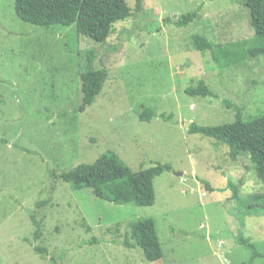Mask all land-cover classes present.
I'll list each match as a JSON object with an SVG mask.
<instances>
[{
	"label": "rangeland",
	"instance_id": "rangeland-1",
	"mask_svg": "<svg viewBox=\"0 0 264 264\" xmlns=\"http://www.w3.org/2000/svg\"><path fill=\"white\" fill-rule=\"evenodd\" d=\"M125 1L130 16L97 44L73 25L23 23L13 0H0V264H264V212L245 215L242 229L230 214L264 194L250 155L232 159L224 143L188 132L231 123L236 108L244 120L264 114V55L218 66L190 41L250 40L243 0ZM188 13L186 26L173 24ZM90 53L107 80L78 113ZM199 81L210 95L187 96ZM143 106L156 116L140 121ZM105 153L133 172L170 166L153 179L152 206L116 205L49 175ZM227 180L239 187L236 203ZM32 215L42 219L38 240ZM144 219L161 243L154 262L131 246V226Z\"/></svg>",
	"mask_w": 264,
	"mask_h": 264
},
{
	"label": "trees",
	"instance_id": "trees-1",
	"mask_svg": "<svg viewBox=\"0 0 264 264\" xmlns=\"http://www.w3.org/2000/svg\"><path fill=\"white\" fill-rule=\"evenodd\" d=\"M244 7L249 13V25L253 36L248 41L212 44L199 35L190 38L191 45L196 51H209L211 60L218 66H229L244 58H257L264 55V0H243ZM13 12L18 20L33 27L47 30L51 26H74L77 35L90 41L102 44L106 41L113 23L130 16L131 9L125 0H13ZM195 18V13L181 16L173 24L184 27ZM107 80L104 68L96 69L92 64L91 53L87 56L80 75L81 101L75 112H83L90 106L101 92ZM184 93L189 97H205L210 95L202 81L197 87H187ZM233 122L220 126H199L191 123L189 134H200L224 143L229 148L232 159L243 154H249L257 175L264 185V114L251 120H244L239 108L235 109ZM155 113L146 106L142 107L138 118L149 121ZM163 120L171 116L159 115ZM170 166L155 164L152 167L131 171L115 155L105 153L91 164H79L58 174L50 172L52 179H58L68 184L72 190L90 188L93 196L98 199L124 205L134 203L140 207L152 206L155 201L153 179ZM207 190H213L206 184ZM226 189L231 191L233 203L239 201V187L227 180ZM232 214L238 221L239 227H244V217L247 214L264 212V194H255ZM43 202H37L39 207ZM34 226L33 239L41 236L42 219L29 217ZM240 236V234L238 235ZM240 243L246 244L238 238ZM131 246L138 248L145 260L154 262L162 257L161 243L156 235L152 219L135 222L131 226ZM128 244V243H127ZM38 253L43 251L39 249ZM249 264V263H243Z\"/></svg>",
	"mask_w": 264,
	"mask_h": 264
},
{
	"label": "water",
	"instance_id": "water-1",
	"mask_svg": "<svg viewBox=\"0 0 264 264\" xmlns=\"http://www.w3.org/2000/svg\"><path fill=\"white\" fill-rule=\"evenodd\" d=\"M188 124H189V122L185 123V125H188Z\"/></svg>",
	"mask_w": 264,
	"mask_h": 264
}]
</instances>
